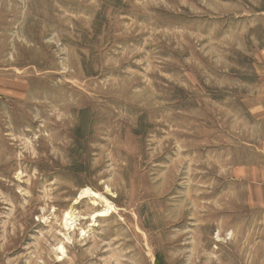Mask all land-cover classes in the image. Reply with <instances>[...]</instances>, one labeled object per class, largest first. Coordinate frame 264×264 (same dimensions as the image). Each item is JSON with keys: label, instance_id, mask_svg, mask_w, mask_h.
Masks as SVG:
<instances>
[{"label": "rangeland", "instance_id": "1", "mask_svg": "<svg viewBox=\"0 0 264 264\" xmlns=\"http://www.w3.org/2000/svg\"><path fill=\"white\" fill-rule=\"evenodd\" d=\"M0 264H264V0H0Z\"/></svg>", "mask_w": 264, "mask_h": 264}, {"label": "bare ground", "instance_id": "2", "mask_svg": "<svg viewBox=\"0 0 264 264\" xmlns=\"http://www.w3.org/2000/svg\"><path fill=\"white\" fill-rule=\"evenodd\" d=\"M84 197H87V198H92L96 201L100 200L101 202L103 201L102 199V196L97 193V192H94L91 188H86V189H83L82 192L80 193L79 195V198H84ZM105 201L107 202V205L106 207L102 210V211H99L98 214L99 216H104V215H107L108 213H110L113 209H116L114 208V205L110 204L108 202V200L105 199ZM75 220H76V216H74L71 212H66L65 213V227H67V229H71L73 226H74V223H75Z\"/></svg>", "mask_w": 264, "mask_h": 264}]
</instances>
